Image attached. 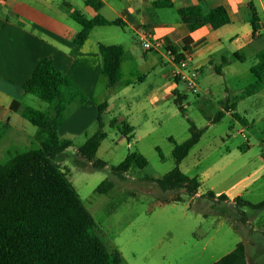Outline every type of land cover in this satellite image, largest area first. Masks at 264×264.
<instances>
[{"label":"rangeland","instance_id":"374dc122","mask_svg":"<svg viewBox=\"0 0 264 264\" xmlns=\"http://www.w3.org/2000/svg\"><path fill=\"white\" fill-rule=\"evenodd\" d=\"M102 30L120 31L115 27ZM245 57L244 62L235 61L234 74L230 72L220 77L214 69H206L204 87L197 92L181 83L182 110L174 100L160 99L154 104L150 99L151 88L155 84H164L161 77L157 82L149 78L144 85L137 83L138 92L128 93L120 101L115 100V112L121 108L125 112L132 110L139 123L138 137L130 143L125 139L121 141V133L110 126L112 114H104L108 137L102 142L97 158L109 166H117L129 154L136 153L147 159V167H135L122 179L109 169L82 170L79 167L85 162L82 164L77 154L69 155L71 172L68 177L92 213L108 248L121 253L122 264H214L241 242L247 247L249 264H264V208H238L227 201L208 197L192 199L185 190L163 192L155 182L177 166L173 157L175 145L171 139L179 144L187 141L191 121L205 132L200 143L180 164V170L189 177H198L203 194L213 191L228 195L239 186L247 185L242 191L244 201L252 204L264 202V111L257 112L248 107L253 100L246 90L255 82L251 67L257 60L249 51L245 52ZM163 66L171 75L172 65L169 67L166 63ZM130 70L135 71L134 67ZM104 79L106 84L107 79ZM224 82L229 84L227 96L230 102L245 106L246 111L240 109L238 113L247 119L248 127L231 116L219 123H210L209 118H214L220 111L218 99L226 95L221 89ZM205 88H211V92ZM117 92L115 88L114 97ZM134 94L138 97L135 98ZM32 97L37 101L33 105L36 109L48 110L47 103ZM40 103H44L43 109ZM98 128L97 123L88 135L94 134ZM243 130L247 139L241 134ZM87 138L81 136L75 146L79 148ZM32 148L38 149L40 145L31 142L13 146L0 139V164H6L11 153ZM106 179L114 183L113 189L107 194L97 193L96 189ZM177 197L182 201H172ZM241 211L246 213L247 222Z\"/></svg>","mask_w":264,"mask_h":264},{"label":"crops","instance_id":"0c3cea01","mask_svg":"<svg viewBox=\"0 0 264 264\" xmlns=\"http://www.w3.org/2000/svg\"><path fill=\"white\" fill-rule=\"evenodd\" d=\"M100 1L104 6L99 13L110 21L121 20L125 28L97 27L83 46L76 48L74 39L82 31V27L74 19V14L80 13L88 19H93L99 14L86 4V0H0V139L13 146L18 143L39 144L40 129L26 119L28 111L36 109L33 105L37 101L33 95L24 92L23 85L32 76L38 62L50 58L56 69L72 80L86 97L83 104L74 103L70 106L66 120L59 129L63 140L74 142V147L70 148L73 151L69 149L59 162L62 168L67 167L65 169L68 173L71 172L68 157L76 154L78 148L75 146L76 140L84 135L89 138L99 130L98 128L94 134L88 135L98 123L101 105L107 103L105 114H112L109 123L113 129L119 131L118 126L126 122L134 128L132 140L135 138L137 140L139 123L136 122L132 110L125 112L121 108L119 110L121 112H115L113 107L115 100L120 101L121 97L128 93L138 92L137 83L144 85L149 78L157 82L159 77L165 82L162 86L155 84L151 88L149 97L154 104L160 99L174 101L176 98L183 99L179 89L181 82L174 80L170 70L168 72L163 66L167 63L171 67L165 54L167 48H172L178 53L179 59L188 60L199 69V88L204 87L202 82L205 81L203 74L206 69H214L216 72L220 69L221 72H217L220 77L230 72L234 74L236 53L246 59L245 52L249 51L256 59L257 53L264 49V0ZM163 1H170L173 6L162 5ZM194 7H200L204 13L224 7L231 16V23L221 28L203 24L192 30L191 26L201 23V18L184 17L180 10ZM254 14L259 19L255 24V32L251 23ZM108 27H115L120 31L114 33L100 31L101 28ZM142 32L151 34L153 41L159 40L162 43V50L146 51L140 38ZM99 44L121 45L125 49L122 81L111 88L108 85V78L102 73ZM131 67H134L135 71L130 70ZM104 78L107 79L106 84ZM115 88L118 92L114 97ZM221 89L226 91V95L217 98L219 112L225 113L224 118L234 117L241 125L248 127L247 119L238 113L240 109L246 111L245 106L235 101L230 102L227 96L229 92L227 82L221 84ZM205 90L211 92V88ZM134 97L137 98L138 95L134 94ZM250 98L253 101L249 108L257 112L264 111V89ZM225 99L227 100L224 102ZM39 106L43 109L44 103L43 105L40 103ZM113 121H117L115 126L111 125ZM151 131L146 134L149 135ZM121 135V141L124 139L128 141L122 133ZM79 168L91 170L85 164ZM246 188L247 185L239 186L237 190L231 191L227 195L228 202L233 204L236 198H243L242 191ZM203 195L205 194L200 188L192 199H201Z\"/></svg>","mask_w":264,"mask_h":264},{"label":"trees","instance_id":"16d2710c","mask_svg":"<svg viewBox=\"0 0 264 264\" xmlns=\"http://www.w3.org/2000/svg\"><path fill=\"white\" fill-rule=\"evenodd\" d=\"M88 6L98 13L104 4L100 0H86ZM172 7L170 1L161 2ZM184 17H199L201 23L194 24L191 29H197L203 24H212L221 28L231 23V16L224 7H218L204 13L200 7L180 10ZM74 19L81 25L82 31L76 35V48L83 46L92 31L102 26H117L125 28L121 20L110 21L100 13L93 19H88L80 13L74 14ZM256 14L251 19L258 21ZM102 58V73L108 78L109 87H114L122 81V60L125 49L121 45L99 44ZM235 59L244 62L239 53ZM256 64L251 67L255 82L250 85L246 94L253 96L264 89V49L256 55ZM220 73L221 70L217 69ZM26 94L33 95L49 105V111L31 109L26 119L40 129L38 136L40 148L10 154L6 164H0V264H122V255L118 250L108 248L102 239L99 227L91 212L85 206L80 194L68 178V170H64L59 162L65 153L74 147V142L63 140L59 129L66 120L67 112L74 103L83 104L86 101L84 93L67 76L58 71L50 58L42 59L36 65L32 76L24 83ZM175 103L183 109L182 99L176 98ZM107 103L99 107L97 122L99 130L77 148V156L81 163L91 170L109 169L119 178L125 179L132 167L145 168L147 159L139 154H129L117 166H109L97 158L102 142L108 137L105 131L104 114ZM225 116L223 111L214 118H209L212 124L219 123ZM236 118L239 119L237 115ZM117 121L111 123L115 126ZM119 131L132 140L134 128L123 122ZM190 138L183 143H174L173 157L176 167L162 179L155 180L163 192L185 190L191 198L195 197L201 182L198 177H189L179 166L189 156L204 135L205 130L199 129L190 121ZM160 155V149H158ZM163 157V156H162ZM114 183L106 179L96 189L99 194H107ZM212 200L228 202V196H216L213 191L203 195ZM172 201H182L177 197ZM238 208L248 206L252 209H263L264 202L252 204L242 197L234 200ZM247 222L245 212L241 211ZM214 264H249L244 243Z\"/></svg>","mask_w":264,"mask_h":264},{"label":"built area","instance_id":"2783aa9c","mask_svg":"<svg viewBox=\"0 0 264 264\" xmlns=\"http://www.w3.org/2000/svg\"><path fill=\"white\" fill-rule=\"evenodd\" d=\"M140 38L146 51H160L163 48L162 43L159 40L153 41V36L148 32H142ZM165 54L172 65L171 77L185 84L190 91L197 92L199 89V69L191 65L188 60L179 59L178 53L172 48H167ZM241 134L244 139H247L245 131H242Z\"/></svg>","mask_w":264,"mask_h":264}]
</instances>
